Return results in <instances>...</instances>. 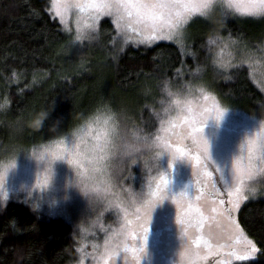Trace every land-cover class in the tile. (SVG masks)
I'll return each mask as SVG.
<instances>
[{
  "label": "rangeland",
  "instance_id": "rangeland-1",
  "mask_svg": "<svg viewBox=\"0 0 264 264\" xmlns=\"http://www.w3.org/2000/svg\"><path fill=\"white\" fill-rule=\"evenodd\" d=\"M44 1L51 16L68 35L72 51L82 56L79 67L86 66L101 78L112 73L115 53L127 45L151 46L160 41L171 42L180 48L183 57H191L193 66H186L182 60L170 78L163 80L156 77L158 91L136 92L113 106L101 107L62 136L30 143L26 142L23 129L14 131L12 143L0 144V193L5 197L0 199V212L7 202L14 200L26 204L42 216L66 221L70 228L71 252L67 264H137L138 259L139 264H187L181 253L196 236L208 239L214 246L231 243L236 233L225 218L227 214H221L219 202L223 200V207H228L226 187L232 179V159L239 154L244 136L256 130L259 126L257 121L264 118V100L256 109L228 104L217 94L215 86L227 79L234 66L244 64L264 95V47L251 49L236 38L222 36L219 29L230 16H249H241L226 7L222 0H215L205 10V15L193 14L175 33L165 30L163 35H171V39L141 42L143 35L123 25L118 29L113 23V16L101 15L94 19L90 12L82 13L74 7L65 9L63 0H57L55 6L53 0ZM104 18L114 28L109 47L101 43L98 32L99 23ZM139 30L144 32L142 26ZM77 36L81 39H76ZM194 42L201 43L203 56H198L192 47ZM205 95L214 97L215 104L224 110L219 121L212 119L214 113L207 111L212 107V101H206ZM191 112L200 114L199 119L204 125L202 134L208 142L205 163L207 171L212 174L211 183L215 184V190L202 181L189 161L176 159L169 167L171 157L161 147L162 142H175L171 126L177 123V117L184 118ZM106 123L113 129L111 142L115 147L112 151L115 152L121 137L130 136L138 144L147 141L150 147L143 148L140 155L143 159L161 154L155 169L147 160L143 165L138 161L131 165L132 174L129 177L124 168L118 173L114 170L115 159L109 156L104 173L90 177L87 160L76 165L68 163L67 158L52 159V150L63 155V150L68 147L88 153L93 137ZM200 126L198 123L197 127ZM182 143H188L191 150L190 142ZM196 154L199 155L198 152ZM44 156L48 158L45 167L37 161ZM161 175L169 181L165 199L157 203L150 214H146L137 194H147ZM75 176L79 178V185L87 193V198L73 183ZM246 184L251 191H245L246 198L231 213L237 224L241 205L247 200L264 196V174L254 176ZM125 189H130L132 194ZM180 192L186 196L183 200L174 201L173 197ZM189 203L195 204L206 217L199 231L177 221L178 213ZM213 207L217 208V212H212ZM137 208L141 211L137 212ZM143 228H147V233L143 232ZM240 229L253 240L241 226ZM198 247L203 255V246ZM125 248L128 251H124ZM228 251L224 247L220 254L208 256L198 264H219L221 260L230 264L247 262L230 258Z\"/></svg>",
  "mask_w": 264,
  "mask_h": 264
},
{
  "label": "trees",
  "instance_id": "trees-1",
  "mask_svg": "<svg viewBox=\"0 0 264 264\" xmlns=\"http://www.w3.org/2000/svg\"><path fill=\"white\" fill-rule=\"evenodd\" d=\"M98 32L109 47L112 23L102 19ZM219 32L251 49L264 47V16H230ZM192 44L203 56L201 43ZM81 57L44 0H0V144L12 143L16 129H23L30 143L62 136L101 107L157 90L156 77L170 78L182 60L193 66L190 56L183 57L176 44L165 41L125 46L115 53L112 73L105 78L79 67ZM215 87L222 100L246 109H256L264 100L244 64L234 66ZM41 111H48L42 126H28ZM237 220L258 248L254 260L239 264H264V196L245 201ZM70 256L66 221L7 202L0 212V264H67Z\"/></svg>",
  "mask_w": 264,
  "mask_h": 264
},
{
  "label": "snow or ice",
  "instance_id": "snow-or-ice-1",
  "mask_svg": "<svg viewBox=\"0 0 264 264\" xmlns=\"http://www.w3.org/2000/svg\"><path fill=\"white\" fill-rule=\"evenodd\" d=\"M222 2L226 7L233 9L235 13L241 16H264V0H222ZM214 3L215 0H63V7L65 9L74 7L82 13L90 12L94 19H98L101 15L113 16V23L117 24L118 29L123 25L129 30L136 31L138 35H143L144 39L141 42H144V40L171 39V35H163L165 30L169 33H175L178 28L187 23L193 14L205 15V10L209 9ZM53 4L55 6L57 0H53ZM57 15H60L59 11H57ZM140 26L144 29L143 33L139 30ZM76 39H81V37L77 36ZM204 99L206 101L211 99L212 107L207 111L214 113L211 118L219 121L224 110L215 104L214 97L205 95ZM199 116L200 114L191 112L190 115L184 118L177 117V123L171 126L173 135L176 138L175 142H162L161 147L171 157L169 167L172 166L174 160L183 158L196 169L197 175L201 177L202 181L206 185L210 184L215 190V184L211 183L212 174L207 171L208 166L205 163L208 159V142L202 134L204 125ZM205 119H209V117H205ZM198 123L201 124L200 127H197ZM177 129H182V131H177ZM112 131V127L106 123L102 130L93 137L94 142L88 153L68 147L63 150V155L56 150H52L50 155L53 160L67 158L68 163L76 165H81L84 160H87L89 176L102 175L107 166L105 161L108 157L116 158L115 152L112 151L115 147L111 142ZM182 142H190L191 150H189L188 143ZM239 148V154H236L231 162V183L226 187L228 207H223V200L219 202L221 214H227L225 218L230 222L236 235L231 238V243L215 246L208 239L196 236L192 243L181 253V256L187 259V264H198L199 261L207 259L208 256L218 255L224 247L229 249L227 255L230 258L241 261L255 259L258 252L256 244L243 233L231 213L239 207V202L246 198L245 191H251L246 181L251 180L258 174H264V122H260L258 128L252 131L251 134L244 136ZM197 152L199 155L196 154ZM122 163L130 177L132 174L131 165L135 164L136 160L132 162L122 160ZM168 183V179L161 175L159 180L156 181L155 187H150L142 204L146 214H150L152 208L165 199V189ZM124 191L132 194L130 189ZM137 195L141 196L140 193ZM143 195L145 194L143 193ZM185 196L184 192H180L173 199L179 201L183 200ZM136 211L140 212L141 209L137 208ZM212 212H217V208L213 207ZM204 219L206 217L193 203H189L187 208L177 215L178 223L190 225L196 228L197 231L203 227L202 221ZM142 230L144 233L148 231L147 228ZM141 239L144 238L141 237ZM193 245L197 247H193ZM200 245L205 250L203 255L198 247ZM124 251H128V249L125 248ZM137 264H139V259ZM219 264H230V262L221 260Z\"/></svg>",
  "mask_w": 264,
  "mask_h": 264
},
{
  "label": "clouds",
  "instance_id": "clouds-1",
  "mask_svg": "<svg viewBox=\"0 0 264 264\" xmlns=\"http://www.w3.org/2000/svg\"><path fill=\"white\" fill-rule=\"evenodd\" d=\"M48 111H41L37 114H35L31 120L27 122L28 126H33L35 129H39L42 126V122L47 116ZM264 122V118H260L257 123ZM51 129V128H50ZM16 131H19V129H16ZM145 147H150V145L147 143V141L143 143H139L134 141L130 136L121 137L118 139L116 143L115 148V160L113 161V168L118 173L121 169L124 168L123 161L132 162L133 160H136V163L140 161L143 165L145 160L151 165L153 169L156 167V161L157 158L161 155L159 153H156L150 157H144L141 158V150ZM34 158V157H33ZM138 158V159H137ZM35 159V158H34ZM37 160V159H36ZM38 162H42L44 167L48 164V158L47 156H44L42 159L37 160ZM135 163V164H136ZM73 183L78 188V190L87 198V193L85 191H82L80 185H79V178L75 176ZM4 194L0 193V199H4ZM146 198V194L140 196L138 199L143 202V199ZM157 205V204H156ZM155 205V206H156ZM154 206V207H155ZM152 208V210L154 209Z\"/></svg>",
  "mask_w": 264,
  "mask_h": 264
},
{
  "label": "flooded vegetation",
  "instance_id": "flooded-vegetation-1",
  "mask_svg": "<svg viewBox=\"0 0 264 264\" xmlns=\"http://www.w3.org/2000/svg\"><path fill=\"white\" fill-rule=\"evenodd\" d=\"M218 187L221 190V193H223V196H225L226 194H225L224 190L222 189V187L220 185Z\"/></svg>",
  "mask_w": 264,
  "mask_h": 264
}]
</instances>
